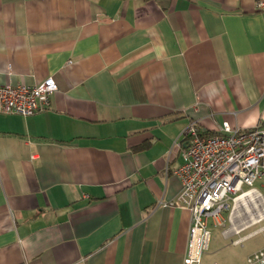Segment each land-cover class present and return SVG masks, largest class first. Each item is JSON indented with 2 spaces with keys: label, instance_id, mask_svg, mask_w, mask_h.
I'll list each match as a JSON object with an SVG mask.
<instances>
[{
  "label": "crops",
  "instance_id": "1",
  "mask_svg": "<svg viewBox=\"0 0 264 264\" xmlns=\"http://www.w3.org/2000/svg\"><path fill=\"white\" fill-rule=\"evenodd\" d=\"M260 2L0 0V83L59 85L48 109L0 112V264H183L192 213L164 204L182 133L264 121ZM262 247L264 228L201 264Z\"/></svg>",
  "mask_w": 264,
  "mask_h": 264
},
{
  "label": "built area",
  "instance_id": "2",
  "mask_svg": "<svg viewBox=\"0 0 264 264\" xmlns=\"http://www.w3.org/2000/svg\"><path fill=\"white\" fill-rule=\"evenodd\" d=\"M259 4L263 6L264 2ZM58 88L53 76L34 84L0 83V112L31 115L48 109ZM182 137L184 161L173 172L181 181V189L164 204L191 211L183 264H201L212 240L210 221L212 225L224 226L225 211L229 224L222 232L226 237L238 235L233 243H242L264 228L240 234L264 219L258 217L264 213V121L241 128L225 120L212 134L192 119ZM251 211L258 217L255 221L249 216ZM247 260L264 264V247L251 253Z\"/></svg>",
  "mask_w": 264,
  "mask_h": 264
},
{
  "label": "rangeland",
  "instance_id": "3",
  "mask_svg": "<svg viewBox=\"0 0 264 264\" xmlns=\"http://www.w3.org/2000/svg\"><path fill=\"white\" fill-rule=\"evenodd\" d=\"M259 184H260V183L257 182V185H259ZM262 192H263V194H264V189H262ZM261 212H262V211H261ZM227 215H228V211H225V212H224V216L226 217V221H225V225H224V226H223V225H216V226H215V225H212V223H211V221H210V229H211V231H212L211 245H213V244H217V246H218V245H227V246H228V245H233V241H232V240L234 239V237L231 236V237H228V238L226 239V238L223 237V234H222V230L225 229V228L228 226V224H229V222H228V220H227ZM247 216H248V215H247ZM262 224H264V220L261 221L260 223H256V224H254L253 226H251V227H249V228L243 230L240 234H246V233L252 231L254 228L259 227V226L262 225ZM259 235H262V234H259ZM234 236H238V235H234ZM260 237H261V236H257V237H255V238H252V239H250V240H247V241L244 242V244H246L247 246L254 245L255 242H257V240H258ZM231 247L236 248V249H241V250H243V249L241 248V244H238V246H231ZM245 249H247V248H245Z\"/></svg>",
  "mask_w": 264,
  "mask_h": 264
},
{
  "label": "bare ground",
  "instance_id": "4",
  "mask_svg": "<svg viewBox=\"0 0 264 264\" xmlns=\"http://www.w3.org/2000/svg\"><path fill=\"white\" fill-rule=\"evenodd\" d=\"M247 205H248L249 207H251L250 203H247ZM249 216H251V217H252V220L255 221L258 217H261V216H262V213H260V214L258 215V217H256L255 214L251 211L250 214H249Z\"/></svg>",
  "mask_w": 264,
  "mask_h": 264
},
{
  "label": "trees",
  "instance_id": "5",
  "mask_svg": "<svg viewBox=\"0 0 264 264\" xmlns=\"http://www.w3.org/2000/svg\"><path fill=\"white\" fill-rule=\"evenodd\" d=\"M208 133H212L213 134V133H215V131H209Z\"/></svg>",
  "mask_w": 264,
  "mask_h": 264
}]
</instances>
